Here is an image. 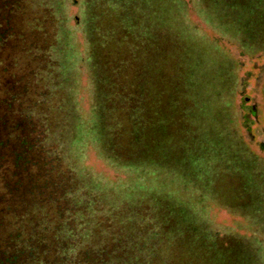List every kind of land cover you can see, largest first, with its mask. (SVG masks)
<instances>
[{"label": "rangeland", "instance_id": "374dc122", "mask_svg": "<svg viewBox=\"0 0 264 264\" xmlns=\"http://www.w3.org/2000/svg\"><path fill=\"white\" fill-rule=\"evenodd\" d=\"M49 6L72 124L68 163L107 207L149 211L142 227L159 235L142 239L150 255L139 259L264 264V0ZM102 83L125 87L126 108L167 118L156 160L114 151Z\"/></svg>", "mask_w": 264, "mask_h": 264}, {"label": "trees", "instance_id": "16d2710c", "mask_svg": "<svg viewBox=\"0 0 264 264\" xmlns=\"http://www.w3.org/2000/svg\"><path fill=\"white\" fill-rule=\"evenodd\" d=\"M58 32L49 0H0V264H151L138 257L150 255L142 239L159 235L142 227L149 211L107 207L68 163ZM100 88L114 151L130 163L156 160L167 118L126 108L121 85Z\"/></svg>", "mask_w": 264, "mask_h": 264}]
</instances>
